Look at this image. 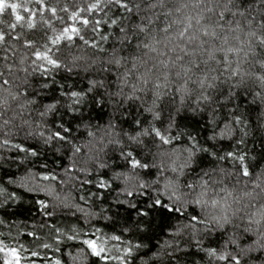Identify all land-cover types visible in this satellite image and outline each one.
<instances>
[{"label": "snow or ice", "instance_id": "obj_1", "mask_svg": "<svg viewBox=\"0 0 264 264\" xmlns=\"http://www.w3.org/2000/svg\"><path fill=\"white\" fill-rule=\"evenodd\" d=\"M5 161L3 264H264V0H0Z\"/></svg>", "mask_w": 264, "mask_h": 264}, {"label": "trees", "instance_id": "obj_2", "mask_svg": "<svg viewBox=\"0 0 264 264\" xmlns=\"http://www.w3.org/2000/svg\"><path fill=\"white\" fill-rule=\"evenodd\" d=\"M61 2H64V0H61ZM70 2V0H68ZM3 19L10 21L12 19L10 14H6ZM58 29L62 27L60 23H56L55 25ZM41 25L38 23L37 30L35 32H30L26 33L28 35V38L30 39H39L41 35ZM5 155H15V152L13 151L12 153H5ZM49 164H51V161H48ZM5 170H7L9 173H14L15 175L19 176L24 173V168L21 167L19 171L16 168V165H12L10 168L8 167V162L5 161L4 168H0V176L5 175ZM35 172L39 173L41 171L40 168H34L33 169ZM43 183V181H41ZM56 187L59 189V185H56ZM95 191V189H92ZM43 198V197H41ZM25 199L30 201L33 199L32 194H28L25 196ZM11 212V210H9ZM32 215L36 216V219L39 220L40 217L36 215L35 213V208H32ZM0 216L4 217L6 223L4 225H0V232H3L7 234L9 231L12 232L13 236H16L17 230L19 229L21 232V235L18 237L19 242L24 244L28 248H33L34 243L32 241V237L27 235V232L33 231L34 229L32 228L33 220L31 219L29 213L27 211H17L16 214H7L4 212H0ZM63 219V218H61ZM10 222L12 223L11 228H9L8 224ZM53 223H56V220L52 221ZM67 223H78L76 220H70L67 221ZM95 223V221H93ZM106 222H100L97 224L98 227L104 228V230L110 231L109 228L106 226ZM63 226V225H62ZM80 227H84V225L80 224ZM43 235V233H41ZM83 247L82 244L79 242H69L68 247L65 248L64 246H61V252L59 254L55 253L53 249H48V250H43L41 249V256L38 258H33L31 256L26 255V260L23 262V264H26L27 260H32L36 259L38 264H47L48 261H51L54 256L59 255V258L64 262V264H72V261L68 257V251L71 250L73 254H75L76 250L78 248ZM3 254H0V264H3ZM199 259V257H198ZM89 264H103V262L96 260L95 258L89 257Z\"/></svg>", "mask_w": 264, "mask_h": 264}]
</instances>
